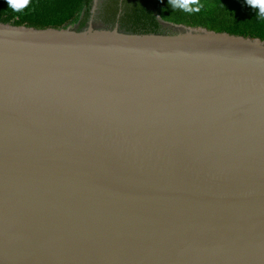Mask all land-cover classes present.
Here are the masks:
<instances>
[{
	"label": "water",
	"instance_id": "1",
	"mask_svg": "<svg viewBox=\"0 0 264 264\" xmlns=\"http://www.w3.org/2000/svg\"><path fill=\"white\" fill-rule=\"evenodd\" d=\"M164 25L0 22V264H264V39Z\"/></svg>",
	"mask_w": 264,
	"mask_h": 264
},
{
	"label": "trees",
	"instance_id": "2",
	"mask_svg": "<svg viewBox=\"0 0 264 264\" xmlns=\"http://www.w3.org/2000/svg\"><path fill=\"white\" fill-rule=\"evenodd\" d=\"M199 13L173 9L168 0H30L22 12H14L0 0V22L35 27L77 25L85 28L91 20L134 33H164L165 23L205 26L264 39V17L246 0H201Z\"/></svg>",
	"mask_w": 264,
	"mask_h": 264
},
{
	"label": "clouds",
	"instance_id": "3",
	"mask_svg": "<svg viewBox=\"0 0 264 264\" xmlns=\"http://www.w3.org/2000/svg\"><path fill=\"white\" fill-rule=\"evenodd\" d=\"M7 5L14 12H22L27 8L30 0H6ZM246 3L253 8L259 9V15L264 17V0H246ZM168 4L173 9H180L186 13H199L204 6L201 0H168Z\"/></svg>",
	"mask_w": 264,
	"mask_h": 264
}]
</instances>
